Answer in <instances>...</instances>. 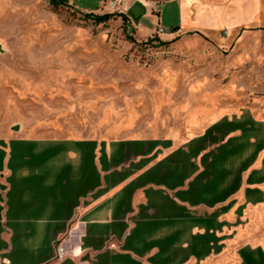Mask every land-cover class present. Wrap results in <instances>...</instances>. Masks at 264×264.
I'll list each match as a JSON object with an SVG mask.
<instances>
[{"label":"crops","instance_id":"obj_1","mask_svg":"<svg viewBox=\"0 0 264 264\" xmlns=\"http://www.w3.org/2000/svg\"><path fill=\"white\" fill-rule=\"evenodd\" d=\"M110 1L94 13L132 22L137 2L148 18L159 1L176 5L174 32L147 36L164 41L244 33L264 17V0H122L118 11ZM262 130L253 117H224L179 144L0 138V264H212L230 210L263 198ZM239 255L264 264L260 247Z\"/></svg>","mask_w":264,"mask_h":264},{"label":"rangeland","instance_id":"obj_2","mask_svg":"<svg viewBox=\"0 0 264 264\" xmlns=\"http://www.w3.org/2000/svg\"><path fill=\"white\" fill-rule=\"evenodd\" d=\"M67 1L0 0L1 139L179 144L224 117H253L264 136V17L244 33L164 41L147 36L177 24L176 5L159 1L148 18L137 2L132 22L119 12L96 22L85 13L109 0ZM260 158L264 173V149ZM233 208L212 264H242V247L264 251V189L261 201Z\"/></svg>","mask_w":264,"mask_h":264},{"label":"built area","instance_id":"obj_3","mask_svg":"<svg viewBox=\"0 0 264 264\" xmlns=\"http://www.w3.org/2000/svg\"><path fill=\"white\" fill-rule=\"evenodd\" d=\"M122 4V0H112L109 2V5L111 7V9H113L114 11H118L119 10V6ZM166 30L168 32L171 31L170 28L168 29H165V28H160L159 29V32L160 33H163V32H166ZM68 248L62 243H57L56 244V250H55V256L59 259L65 257L67 254H68Z\"/></svg>","mask_w":264,"mask_h":264},{"label":"trees","instance_id":"obj_4","mask_svg":"<svg viewBox=\"0 0 264 264\" xmlns=\"http://www.w3.org/2000/svg\"><path fill=\"white\" fill-rule=\"evenodd\" d=\"M55 6H60L63 4H67V0H50ZM86 17L88 18H93L96 22H104L108 19H110L111 17L115 16V14L112 13H107V14H102V15H98L94 12H90V13H85ZM126 18V17H124ZM161 44H163L164 42H159Z\"/></svg>","mask_w":264,"mask_h":264}]
</instances>
